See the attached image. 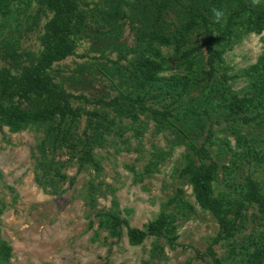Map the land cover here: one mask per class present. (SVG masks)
Masks as SVG:
<instances>
[{
	"label": "rangeland",
	"instance_id": "1",
	"mask_svg": "<svg viewBox=\"0 0 264 264\" xmlns=\"http://www.w3.org/2000/svg\"><path fill=\"white\" fill-rule=\"evenodd\" d=\"M105 1L92 0L83 8L87 10V18L82 33L74 40V52L64 60L54 62L50 74L72 95L107 101L131 90L116 68L126 66L127 59L132 57L126 51L135 45L138 29L148 24L153 14H145L140 8L132 10L130 6H121L126 17L110 19L98 11V8L110 11ZM175 1L170 0L162 14L168 24L167 30L171 32L186 17ZM49 17L50 13L44 7L40 8L36 0H11L6 13L0 14V69L14 66L5 51L6 46L10 53L14 50L21 54L18 64H27V60L37 55L39 39ZM108 30L112 33L106 34ZM201 39L200 29H197L188 34L180 49L184 51L199 44ZM161 50L167 63L164 73L183 74L179 54L172 45L161 46ZM263 52L264 31L245 34L238 44L222 52L223 64L230 68L226 75L232 77L227 83L233 91L243 93L247 89L249 79L242 71L255 63ZM119 53L125 54L127 59L119 58ZM204 56L203 49L193 56L192 69L196 73L204 65ZM200 88L192 90L182 98V103L176 104L179 105L178 116L188 124L181 130L164 128L158 132L148 114L140 113L134 121L127 116L119 117L116 111L100 104L73 100V106L106 112L114 119V125L105 133L102 144L93 150L98 170L92 165L79 168L76 157L66 146L53 152L47 146L43 147L47 158L51 159V173L57 167L66 176L65 179L54 177L55 188H41L34 180L35 172H41L35 168L33 154H39L43 132L30 128L11 132L6 126L0 127V240L12 247L8 264H208L207 246L217 231V223L211 214L198 207L190 185L177 175L178 168L184 163L183 154L187 152L182 143L195 140L199 145L211 129V155L220 164H225L230 159L226 142L234 150L242 149L235 146L237 135L250 138L256 150L264 149V119L259 122L262 117H258L248 123L225 119L222 107L216 106L217 96V100L205 101L206 112H201L198 107L202 100ZM168 98L163 102H168ZM145 104L161 109V105L153 100ZM192 105L201 114L200 118L191 114L183 116L181 110ZM175 119L171 118L175 127H180V122ZM84 125L85 117L82 116L75 124L76 137ZM153 152L160 153L155 170L144 174L140 180L135 179L133 171L141 170ZM248 158L242 152L236 159L238 166L232 167L228 182L233 197L239 194L246 173H251L264 186V155L260 162L254 158L247 162ZM71 176L75 179L69 184L68 177ZM89 182L96 191L88 189ZM178 187L183 189V196L193 205V210L176 215L178 238L174 248H170L163 238L154 236L147 237L140 245H130L124 229L120 237H115L108 230L97 227L95 212L114 207L130 226L142 227L155 217L160 206L166 204ZM218 187L226 188L221 181ZM166 209L173 211L171 206ZM258 215L255 207L243 211L235 234L237 250L241 245L249 244V237L259 241L264 239V218ZM227 243L229 241L213 245L217 255L224 259V264H241V255H228Z\"/></svg>",
	"mask_w": 264,
	"mask_h": 264
},
{
	"label": "trees",
	"instance_id": "2",
	"mask_svg": "<svg viewBox=\"0 0 264 264\" xmlns=\"http://www.w3.org/2000/svg\"><path fill=\"white\" fill-rule=\"evenodd\" d=\"M10 2L11 0H0V14L6 13ZM91 2L92 0H36L40 8L44 7L50 13L39 39L40 49L37 55L27 60V64H18L17 60H21V54L14 50L10 53L6 49L7 46L5 48L14 66L0 69V127L6 126L11 132L27 128L43 132L39 154H33L35 168L41 172H35L34 180L41 188L52 187L56 181L54 177L66 178L57 167H54L55 171L51 173V159L47 158L43 149L46 146L52 152L66 146L76 157L79 168L92 165L98 170L99 164L94 158L93 150L102 144L105 133L114 125V119L99 109L73 106V100L89 105L100 104L116 111L119 117L127 116L134 121L137 120L138 114H148L154 120L158 132L164 128L181 130L188 124L178 116L179 105L176 104L192 90L201 87L199 97L202 100L198 105L201 112H206L205 101L219 98L216 106L222 107L225 119L248 123L262 117L259 122H263L264 52L258 55L255 63L243 69L242 74L249 79V85L243 93L233 91L227 83L232 77L226 75L230 68L223 64L222 52L238 44L243 35L260 34L264 31V0H176L186 17L172 32L167 30L168 24L162 17L170 0H135L134 3L127 0H106L110 11L101 8H98V11L110 19L126 17L121 11V6H130L132 10L140 8L145 14H153L152 20L138 29L135 45L126 51L132 54V57L127 59L125 54L119 53V58L127 59V64L116 68V71L131 90L107 101L72 95L50 74L54 62L73 54L74 40L82 33L87 18V10L83 8L88 7ZM217 12L219 16L216 15ZM197 29H200L202 41L182 51L180 48L188 34ZM105 33L111 34L112 30ZM170 44L179 54L183 74L164 73L167 63L161 46ZM200 49L205 52V60L196 73L192 69L193 56ZM197 74L203 75L198 77ZM201 82L203 84L198 87ZM167 97L169 101L164 103ZM148 100L161 105V109L146 105ZM23 104L26 106L23 107ZM194 107L192 105L182 109L183 116L191 114L200 118L201 114L195 111ZM82 116L85 117V125L81 134L76 137L75 124ZM171 118H176L180 127H175ZM236 137L235 146L242 149L234 150L226 142L230 159L225 164H220L211 155V129L199 145L195 140L182 143L187 152L183 154L184 163L178 168L177 175L190 185L198 207L211 214L217 223V231L210 237L207 246L206 252L210 258L208 264H224V259L220 258L213 248L214 244L223 241H229L227 244L230 257L241 255V264H264V239L259 241L253 236L249 237V244L245 247L241 245L240 250H237L235 245V234L243 211L255 207L258 217L264 218V186L251 173H246L242 178L239 194L233 197L228 182L232 167L238 166L236 159L242 152L246 157L258 159L260 162L264 149L256 150L255 143L250 138L239 135ZM158 154L160 153L153 152L141 170L133 171L135 179L140 180L144 174L155 170ZM161 157L164 158L163 155ZM249 158L246 159L247 162ZM74 179V176L68 177L69 184H72ZM219 181L224 183L226 188H219ZM88 189L93 192L97 190L92 187L91 182ZM183 193V189L178 187L166 204L160 206L155 217L142 227L130 226L117 207L97 210V227L108 230L110 235L115 237H120L124 229L130 245H140L147 237L154 236L163 238L170 248H174L178 238L176 215H184L193 210V205L185 199ZM167 206H171L173 211H166ZM11 254L12 247L0 240V264H8Z\"/></svg>",
	"mask_w": 264,
	"mask_h": 264
},
{
	"label": "clouds",
	"instance_id": "3",
	"mask_svg": "<svg viewBox=\"0 0 264 264\" xmlns=\"http://www.w3.org/2000/svg\"><path fill=\"white\" fill-rule=\"evenodd\" d=\"M254 2H258V0H254ZM216 15L219 16V13L217 12Z\"/></svg>",
	"mask_w": 264,
	"mask_h": 264
}]
</instances>
